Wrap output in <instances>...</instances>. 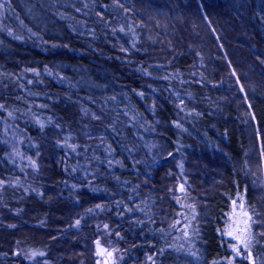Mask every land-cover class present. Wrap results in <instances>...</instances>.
<instances>
[{
    "label": "trees",
    "instance_id": "1",
    "mask_svg": "<svg viewBox=\"0 0 264 264\" xmlns=\"http://www.w3.org/2000/svg\"><path fill=\"white\" fill-rule=\"evenodd\" d=\"M2 4L0 264H264V0Z\"/></svg>",
    "mask_w": 264,
    "mask_h": 264
},
{
    "label": "rangeland",
    "instance_id": "2",
    "mask_svg": "<svg viewBox=\"0 0 264 264\" xmlns=\"http://www.w3.org/2000/svg\"><path fill=\"white\" fill-rule=\"evenodd\" d=\"M3 1H4V0H0V15H2V16L4 15V11H5V9H4V5L2 4ZM2 18H3V17H2ZM236 223H237V228H238V230L242 232V226H243L242 221H241L240 219H238V220L236 221ZM102 264H111V261H110L109 259H105V260L102 261Z\"/></svg>",
    "mask_w": 264,
    "mask_h": 264
}]
</instances>
